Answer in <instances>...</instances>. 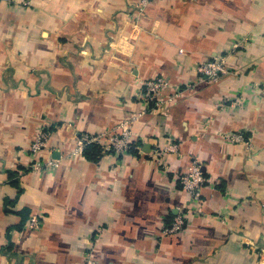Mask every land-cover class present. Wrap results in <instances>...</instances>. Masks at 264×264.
Masks as SVG:
<instances>
[{
    "label": "crops",
    "instance_id": "1",
    "mask_svg": "<svg viewBox=\"0 0 264 264\" xmlns=\"http://www.w3.org/2000/svg\"><path fill=\"white\" fill-rule=\"evenodd\" d=\"M142 1L0 0V264H264V0ZM130 118L131 151L71 155Z\"/></svg>",
    "mask_w": 264,
    "mask_h": 264
},
{
    "label": "built area",
    "instance_id": "2",
    "mask_svg": "<svg viewBox=\"0 0 264 264\" xmlns=\"http://www.w3.org/2000/svg\"><path fill=\"white\" fill-rule=\"evenodd\" d=\"M147 0H143L145 3ZM225 65L223 61H217L216 59H211L208 62L201 63L197 66L196 72L197 74L203 77L202 80L207 79V81L212 82L216 81L220 76L224 75L226 73ZM220 75V76H219ZM219 76V77H218ZM212 80V81H211ZM143 88H144V98L145 101H149L150 103H154V106L156 108L159 107L160 103L157 99L158 94L166 89L169 84L168 82L163 78H156L153 80H147L142 82ZM264 87V83H263ZM134 121V118H130L128 120L123 121L122 126H124V130L126 132V135L122 139H118L117 137H114V133H111L109 136V145L108 150H113L116 152H126L127 150H131L134 146L131 142V123ZM130 135V137H129ZM235 137H238L242 140V136L239 134H236L233 138L235 140ZM47 133L39 132L36 139L33 141L30 152L32 154H35L37 151H39L41 148L44 147V144L46 142ZM100 135H84L77 141V147L76 151L78 154L82 152V150L85 148V146L89 144H98L101 143L99 141ZM117 144V145H116ZM119 144V145H118ZM120 150L118 151V147ZM105 151V149L103 148ZM53 162H47L45 165L37 164L35 169L37 170H43L47 169L49 167L54 166ZM205 183V177L204 172L201 164L194 162L191 167L189 168L188 172L184 175H182L179 179V184L181 186V189L188 193L190 196V201L192 203V207H196V205L199 203V196H200V189ZM186 225V215L185 210L181 209L178 211V213L174 216L171 224L169 227H166L164 229V234H175L179 233L183 230V228ZM41 228V222L35 218L32 217L29 220V223L27 225V229L29 230H39ZM85 264H97L94 260L87 259L85 260Z\"/></svg>",
    "mask_w": 264,
    "mask_h": 264
},
{
    "label": "rangeland",
    "instance_id": "3",
    "mask_svg": "<svg viewBox=\"0 0 264 264\" xmlns=\"http://www.w3.org/2000/svg\"><path fill=\"white\" fill-rule=\"evenodd\" d=\"M143 2V1H142ZM144 4V3H143ZM213 59H216L217 61H223L224 62V59H223V57H215V58H213ZM210 61V60H209ZM206 62H208V61H206ZM202 63H205V62H202ZM224 65H225V63H224ZM226 70V73L224 74V75H228V74H230V72L227 70V69H225ZM220 76V75H219ZM218 76V77H219ZM223 76V75H222ZM199 77H201L202 79H203V77L200 75ZM219 79H221V76L216 80V81H212V82H217ZM204 81H207V79H204ZM253 87L254 88H257V90H263V91H261L262 93H264V87H263V83L262 84H259V85H256V84H254L253 85ZM122 123L123 122H120V123H118L117 125H115V127H113V129H111L110 131H107V132H103V133H101V134H99L100 135V138H99V141H101V142H106V144H103V148L105 149V151L106 152H108V151H113V150H108V145H109V135L111 134V133H114V137H117L119 140L120 139H122V138H124L125 137V135H126V132H125V130H124V126H122ZM130 135H131V138H132V133H130ZM130 135H129V137H130ZM236 134H232V135H230L229 137H228V141L230 142V143H232V144H234V143H239V142H241V141H243L244 140V137H242V140L240 139V138H238V137H235V140H234V136H235ZM240 135V134H239ZM131 142H132V144H133V141L131 140ZM117 145V144H116ZM119 145V144H118ZM76 147H77V145H76ZM118 148V151L120 150V148H119V146L117 147ZM128 151H131L130 149L129 150H127L126 152H128ZM114 152H116V151H114ZM71 155H78V153H77V151H76V148L73 150V152L71 153ZM264 253V252H263Z\"/></svg>",
    "mask_w": 264,
    "mask_h": 264
},
{
    "label": "trees",
    "instance_id": "4",
    "mask_svg": "<svg viewBox=\"0 0 264 264\" xmlns=\"http://www.w3.org/2000/svg\"><path fill=\"white\" fill-rule=\"evenodd\" d=\"M101 148L96 144H89L83 150V156L90 161H96L101 156Z\"/></svg>",
    "mask_w": 264,
    "mask_h": 264
}]
</instances>
